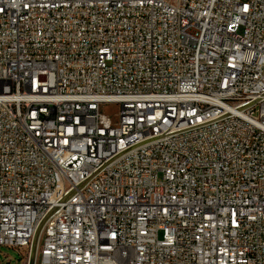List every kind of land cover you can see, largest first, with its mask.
Here are the masks:
<instances>
[{"label":"built area","instance_id":"obj_1","mask_svg":"<svg viewBox=\"0 0 264 264\" xmlns=\"http://www.w3.org/2000/svg\"><path fill=\"white\" fill-rule=\"evenodd\" d=\"M0 247L264 264V0H0Z\"/></svg>","mask_w":264,"mask_h":264},{"label":"rangeland","instance_id":"obj_2","mask_svg":"<svg viewBox=\"0 0 264 264\" xmlns=\"http://www.w3.org/2000/svg\"><path fill=\"white\" fill-rule=\"evenodd\" d=\"M115 109L114 105L107 107V110L110 112H113ZM0 264H24V260L17 250L0 247Z\"/></svg>","mask_w":264,"mask_h":264},{"label":"bare ground","instance_id":"obj_3","mask_svg":"<svg viewBox=\"0 0 264 264\" xmlns=\"http://www.w3.org/2000/svg\"><path fill=\"white\" fill-rule=\"evenodd\" d=\"M56 135H63V128H56Z\"/></svg>","mask_w":264,"mask_h":264}]
</instances>
